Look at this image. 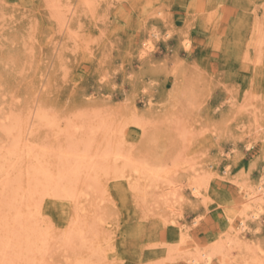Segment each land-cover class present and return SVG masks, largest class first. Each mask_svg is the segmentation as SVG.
<instances>
[{"label": "rangeland", "instance_id": "rangeland-1", "mask_svg": "<svg viewBox=\"0 0 264 264\" xmlns=\"http://www.w3.org/2000/svg\"><path fill=\"white\" fill-rule=\"evenodd\" d=\"M41 109L32 146L78 131L87 154L158 175L114 177L109 156L74 228L71 201L30 190V246L2 229L0 264H187L217 244L224 264H264V0H0V126Z\"/></svg>", "mask_w": 264, "mask_h": 264}, {"label": "bare ground", "instance_id": "bare-ground-1", "mask_svg": "<svg viewBox=\"0 0 264 264\" xmlns=\"http://www.w3.org/2000/svg\"><path fill=\"white\" fill-rule=\"evenodd\" d=\"M83 1L86 2V0ZM29 117L31 118L32 116ZM13 118L14 117H12L11 125L9 124L10 126H0V128H2L0 129V133L2 132L4 138L8 141H6L4 145L3 143L5 142L3 137H0L2 138V140H0L3 141V145L0 146V231L2 229L10 230V228H12L13 232L25 233L23 241L26 245V249L30 246V243L28 245V232L30 231V227L28 226V210L26 209L25 211L27 212L25 215L27 217H23L21 215L20 205L22 202L31 199L32 194L30 190L36 192L39 186L46 185L50 187L51 197L53 199L71 201L74 205L73 210L75 214L72 215L70 223L72 228H74L77 225V215H79V208L77 205L81 200L79 198H83L86 201L89 195L93 194L94 191L96 193L97 174L99 172H103L104 174L107 172L104 167L106 168L107 166L109 156L113 155L114 160L108 172L115 174L114 177L119 176L124 178L123 172L125 173L124 170L127 169L126 171L135 175L137 179L145 178L150 183L156 181L158 169L149 166L146 161L133 159L130 154H121V152H115L109 149L106 150L109 148L107 146L102 154H97L95 156L87 154L86 146L84 145L81 147V140L75 137L78 131L67 133L70 140L67 137L64 140V145H58V148L32 146L28 137L32 136L42 124L41 122L43 119H46L42 109L34 113L33 118L30 119L32 121L31 124L28 123V118L18 121H13ZM0 125H2V123H0ZM46 125H49L51 128L53 126L52 123L47 120ZM53 149H56L54 150L56 152H54ZM118 161L121 162L120 166L118 165L119 163H117ZM108 172L106 174H108ZM126 177H128V175ZM197 182L199 181L197 180ZM80 187L81 189L84 188L83 190L85 191H82L83 193H81ZM132 188L134 191L140 190L138 187V180L134 181ZM199 188L200 182L195 183L193 194L196 197L200 194ZM255 188L256 191L247 194L249 200H260L261 193L259 192L262 191L263 187L257 185ZM75 191L77 192L75 193ZM134 194L136 195L137 193L135 192ZM92 201H94V199ZM260 203L262 204V202ZM10 211H12L11 214H9ZM8 222L12 224V227H9ZM226 227L233 237L232 239L229 237L227 240L231 244H237L236 241L238 240L236 239L248 229L245 219H241L235 224L232 222L231 216L227 218ZM72 238L73 237L68 240ZM216 255L222 256L220 262L224 264L225 259L223 258L224 255L221 254L220 244H217L210 250L186 257L187 264H211Z\"/></svg>", "mask_w": 264, "mask_h": 264}]
</instances>
